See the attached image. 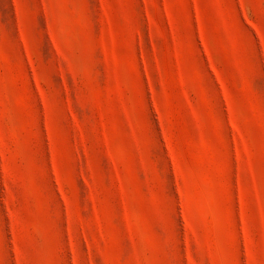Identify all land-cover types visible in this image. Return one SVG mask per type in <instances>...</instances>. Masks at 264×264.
<instances>
[{"label":"rangeland","instance_id":"obj_1","mask_svg":"<svg viewBox=\"0 0 264 264\" xmlns=\"http://www.w3.org/2000/svg\"><path fill=\"white\" fill-rule=\"evenodd\" d=\"M0 264H264V0H0Z\"/></svg>","mask_w":264,"mask_h":264}]
</instances>
